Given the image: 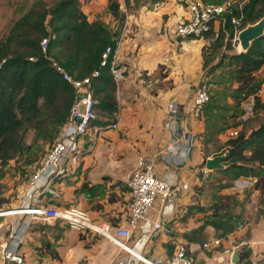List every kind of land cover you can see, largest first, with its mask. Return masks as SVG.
Returning <instances> with one entry per match:
<instances>
[{
	"label": "crops",
	"instance_id": "obj_1",
	"mask_svg": "<svg viewBox=\"0 0 264 264\" xmlns=\"http://www.w3.org/2000/svg\"><path fill=\"white\" fill-rule=\"evenodd\" d=\"M120 2L126 13L127 29L123 30L118 48L120 60L128 70L118 83V111L111 117L117 126L94 125L81 140L79 159L68 158L66 173L55 177L51 184L54 192L45 191L37 201L50 206H77L97 223L124 225L127 181L142 153L155 161L158 174L174 171L179 182H189L164 221L165 229L145 247L148 254L167 256L173 253L177 242H184L199 264H230L224 248L238 244L240 256L245 252L248 253L245 259H254L264 252V215L261 213L259 220L253 222L249 218L227 236H219L212 224L201 232H191L212 211L197 208L213 203L207 204L203 196L207 184L201 182V169L207 158L221 153L205 152L202 136L205 120L192 112L195 88L207 77L203 55L207 39L177 35L176 23L189 16L184 0H147L139 5L132 2L131 6L124 0ZM108 3L109 0H81L84 12L91 19L101 18L116 29L117 20L109 13ZM174 103L179 107L175 114ZM227 130L216 136L217 140H224L222 145L229 137ZM185 135L193 137L192 148L184 162H180L167 153L166 147L178 137H184L188 143ZM223 148L225 153L227 148ZM215 171L210 169L207 176ZM29 183L21 195L22 204ZM253 188L254 196L259 193L261 196L260 189L255 185ZM218 191L217 195L237 192L240 199L244 198V192H239L234 184L219 186ZM254 208L257 216L264 205L257 204ZM15 209L18 213L28 210ZM23 217L18 251L25 264H119L123 255L117 244L99 233L73 228L59 219L47 222L33 218L30 213H23ZM138 236L136 230L129 242L136 241ZM216 237L222 238V244L206 247L205 243Z\"/></svg>",
	"mask_w": 264,
	"mask_h": 264
},
{
	"label": "trees",
	"instance_id": "obj_2",
	"mask_svg": "<svg viewBox=\"0 0 264 264\" xmlns=\"http://www.w3.org/2000/svg\"><path fill=\"white\" fill-rule=\"evenodd\" d=\"M124 2L127 6H131L132 2L141 3L140 0ZM108 11L117 20L116 29L101 18L91 19L84 12L81 0H54L52 3L37 0L0 39V177L4 175L9 162L18 160L24 151L36 147L38 139L43 138L52 145L68 118L76 89L56 71L49 56L78 78L100 69L101 74L94 78L92 84L96 107L111 117L115 116L118 111V83L110 65L101 66V61L108 45L116 47L125 25L126 13L121 8L120 0H109ZM242 12V27L257 22L264 16V0H247ZM241 14L237 6L231 12H226L225 25H221L217 37L208 40L209 43L204 46L212 48L213 54L205 58V69L216 58V53H220V58L206 71L207 76L220 67H229L227 80L232 83L229 95L233 100V103L221 104L217 96L219 91L213 95L210 92L211 99L201 115L206 125L202 134L205 144L215 141L219 133L231 128L232 118L244 114L242 102L249 95H255V113L264 114V100L260 94L264 77L257 75L264 67V34L256 38L247 50L224 51V47L232 48V38L235 36L232 18ZM211 31L206 32V38L213 35ZM44 37L49 38L46 54L41 45ZM114 122L113 118L108 123ZM30 130L35 132L33 141L28 143ZM223 146L227 148V157L225 166L216 170L222 178L219 186L229 187L242 176H255L258 178L255 187L261 191L260 204L264 205V115L249 131L239 130L237 135L228 137ZM28 160L34 161L35 158ZM237 202L238 193L234 192L217 195L210 205H196L199 210L212 211L207 212L203 223L191 232H201L212 224L219 236H227L239 225L241 216L234 209ZM4 205L5 199L0 197V208ZM52 254L59 257L56 251ZM247 254L243 252L241 258Z\"/></svg>",
	"mask_w": 264,
	"mask_h": 264
},
{
	"label": "built area",
	"instance_id": "obj_3",
	"mask_svg": "<svg viewBox=\"0 0 264 264\" xmlns=\"http://www.w3.org/2000/svg\"><path fill=\"white\" fill-rule=\"evenodd\" d=\"M189 11V16L181 18L176 23L177 35L187 37L205 38L214 40L219 32L221 25H225L226 12H231L234 6L241 11L240 16H234L232 22L235 28V36L239 37L240 31L244 28L241 25L243 18V5L247 0H222L212 2L208 0H184ZM127 29L125 22L123 30ZM213 32V35L206 38V32ZM124 33L117 40V45L112 44L106 47L103 53L101 66L110 65L111 73L117 83L123 80L127 75V66L123 64L119 56V45L123 39ZM234 36V37H235ZM239 39V38H238ZM42 50L46 54L49 47V38L44 37L41 40ZM51 64L56 71L62 74L63 78L72 83L76 89L75 99L68 118L63 125L61 132L51 148L41 158L39 164L35 165L34 174L30 179L29 187L25 193V200L20 208L28 209L22 213H30L33 218H39L47 222H53L57 219L68 223L71 227L84 230L88 229L99 233L111 242L117 244L123 255L119 258V264H199L189 248L184 242H177L172 254L167 256L151 255L145 251V247L157 236L159 232L165 229L164 221L168 218L177 203L180 191L189 187L188 181L179 182L177 173L170 171L166 174H158L155 161L144 155L139 154L136 168L128 178V193L126 195L125 220L124 225H114L108 221L97 223L92 220L89 213L77 206H50L37 201V198L45 191L54 189L51 184L55 177L66 173V162L72 157L79 159L81 156V140L89 132L91 122L96 117L97 99L94 96L92 84L94 78L101 74L100 69L93 70L89 75L78 78L68 72L55 58L49 56ZM34 59L35 57H30ZM204 77L195 88L193 95L192 112L200 117L203 114L204 106L211 99L209 86ZM255 95H249L242 102L244 109L243 119H247L255 114ZM179 110L178 103L172 105L173 114ZM174 122L175 118H171ZM116 127L117 123H111ZM98 129L100 127H97ZM239 129H231L230 136L237 135ZM188 143H185L184 137H178L166 147L169 155L176 157L180 162H184L191 150L193 137L185 135ZM226 153V152H225ZM205 166L201 169V182H205L209 172ZM258 178L255 176H242L235 180L234 186L239 192L253 187ZM138 230L139 236L136 241L129 242L133 232ZM20 233L1 244L0 264H25L24 257L18 251L20 244ZM16 240H18L16 242ZM222 244V238L216 237L210 242H206V247L212 248ZM214 245V246H212ZM239 245L225 246L224 252L227 254L230 264H264V252L258 254L254 259L248 260L239 258L237 262L233 261L234 252Z\"/></svg>",
	"mask_w": 264,
	"mask_h": 264
},
{
	"label": "rangeland",
	"instance_id": "obj_4",
	"mask_svg": "<svg viewBox=\"0 0 264 264\" xmlns=\"http://www.w3.org/2000/svg\"><path fill=\"white\" fill-rule=\"evenodd\" d=\"M46 3H52L54 0H43ZM123 1V0H122ZM147 1V0H146ZM144 1V2H146ZM141 2V0H140ZM37 3V0H0V39L8 34L10 28L13 23L26 11L30 9L33 5ZM112 22V20H111ZM110 25V24H109ZM110 27L113 29L110 25ZM192 37V36H191ZM188 38V37H187ZM208 41V40H207ZM209 42H207L208 44ZM240 41L236 36L232 38V48L228 49L224 47V51L232 53L239 51ZM212 48H204L203 47V55L204 59L213 56L211 53ZM223 51V49L221 50ZM220 51V52H221ZM205 52V53H204ZM216 58H214L210 65L215 63L220 58V53H216ZM215 57V56H214ZM209 65V67H210ZM209 67L205 69V72H208ZM229 67H220L216 69L213 73L209 72L207 76V84L209 86L210 92L215 93L218 92V99L221 104L231 103L233 100L229 95L232 83L230 84L227 80ZM257 75L260 77H264V67L257 72ZM236 85V84H235ZM260 94L264 100V85L260 90ZM233 103V102H232ZM242 107V106H241ZM205 110V109H204ZM205 112V111H204ZM263 113V112H262ZM251 115L248 119H243L241 116H235V118L231 119L233 126L227 130V133L230 137L231 129H239L247 131L250 130L251 127L257 125V123L261 120L264 114ZM201 117V116H200ZM111 116L101 111L99 107H96V117L91 123L90 129L93 128L94 125H102L105 126L111 121ZM89 129V130H90ZM34 130H30L27 135L28 143L33 141L34 138ZM224 140H213L209 143L205 144V152L213 153V152H221L219 154L224 153L223 143ZM51 143L43 138H40L36 142V147H33L30 151H24L21 155H19L18 160H11L5 170V173L2 177H0V197L5 199V207H17L21 206V195L27 183H29L30 179L34 174L35 165L39 164L40 160L46 152L51 148ZM29 158H35L34 161H29ZM32 162V163H31ZM264 173V168L262 169ZM30 175V176H29ZM219 177L220 175L215 171L212 172L207 177L206 180V188L205 193L203 188L201 190V194L205 197L207 204L214 202L217 198V194L219 193ZM28 181V182H27ZM197 190V187H194ZM200 192V191H199ZM244 192V198H239V202L234 204L235 212L240 214L241 218L239 224L244 223L245 220L251 218L253 222L259 220V213L264 215V210L260 209L256 216L254 206L260 204V193L257 196H254L255 190L253 187L247 188ZM242 192V193H243ZM261 192V191H260ZM224 193V192H223ZM257 198L259 201H257ZM260 207V206H259ZM20 208V207H19ZM23 208V207H22ZM254 209V213L252 212ZM254 216V218H252ZM23 213H12L7 216H0V255H1V244L9 240L11 238L12 231L14 235L18 234L19 228L23 222ZM20 238V236H18ZM1 258V256H0Z\"/></svg>",
	"mask_w": 264,
	"mask_h": 264
},
{
	"label": "water",
	"instance_id": "obj_5",
	"mask_svg": "<svg viewBox=\"0 0 264 264\" xmlns=\"http://www.w3.org/2000/svg\"><path fill=\"white\" fill-rule=\"evenodd\" d=\"M263 34H264V16L261 17L257 22L248 24L240 31L238 38L241 44V49L239 51L249 49L252 42ZM226 157H227L226 153L216 154L212 157H209L206 159V163H205L206 167L211 170H217L223 168L225 166L224 160L226 159ZM17 207L16 206L5 207V208L2 207L0 208V213L6 212L8 210L11 211L12 209L10 208L15 209ZM239 258H240V249H237L234 252L233 261L237 262Z\"/></svg>",
	"mask_w": 264,
	"mask_h": 264
},
{
	"label": "bare ground",
	"instance_id": "obj_6",
	"mask_svg": "<svg viewBox=\"0 0 264 264\" xmlns=\"http://www.w3.org/2000/svg\"><path fill=\"white\" fill-rule=\"evenodd\" d=\"M239 47V49H241V44L238 46ZM10 209H12L11 211H6V212H3V213H0V215H4V214H12V213H16V211H18L17 209H14V208H10ZM18 213V212H17ZM16 241H18V240H16Z\"/></svg>",
	"mask_w": 264,
	"mask_h": 264
}]
</instances>
